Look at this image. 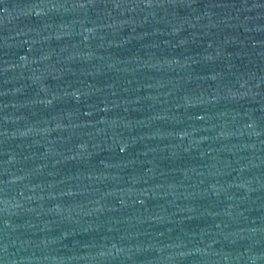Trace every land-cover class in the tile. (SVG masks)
<instances>
[{
    "label": "water",
    "instance_id": "95a60500",
    "mask_svg": "<svg viewBox=\"0 0 264 264\" xmlns=\"http://www.w3.org/2000/svg\"><path fill=\"white\" fill-rule=\"evenodd\" d=\"M0 264H264V0H0Z\"/></svg>",
    "mask_w": 264,
    "mask_h": 264
}]
</instances>
